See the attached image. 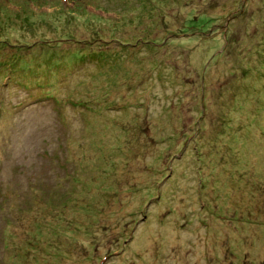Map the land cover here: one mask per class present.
Wrapping results in <instances>:
<instances>
[{"label":"rangeland","instance_id":"rangeland-1","mask_svg":"<svg viewBox=\"0 0 264 264\" xmlns=\"http://www.w3.org/2000/svg\"><path fill=\"white\" fill-rule=\"evenodd\" d=\"M33 1L0 0V264H264V0Z\"/></svg>","mask_w":264,"mask_h":264},{"label":"trees","instance_id":"trees-1","mask_svg":"<svg viewBox=\"0 0 264 264\" xmlns=\"http://www.w3.org/2000/svg\"><path fill=\"white\" fill-rule=\"evenodd\" d=\"M7 7H9L8 9H11L9 4L12 3L10 0H7ZM23 1H27L26 3V6L24 7L23 5H20V4H13L12 6V9L11 10H15V16L17 17L16 18V21L19 23V26L20 27H24L27 23L31 22V20L33 19H36L37 17L39 18H43L45 15L47 17H52V13L51 14H43L41 13L40 15H38L36 12H37V8L34 7V5H37L36 3H34L33 0H23ZM65 1H68V0H65ZM73 1V0H72ZM81 1V0H80ZM144 2H149V0H142ZM154 2H156V0H153ZM62 2V0L60 1ZM24 4V3H23ZM75 5V2L73 1V6ZM151 5V4H150ZM18 7V9L15 8ZM83 6V7H81ZM153 6V5H151ZM154 7V6H153ZM62 11V10H61ZM91 11H93L91 13ZM65 15L66 18H75L73 15H76L80 18H83V19H93L94 16L96 17H100V23H101V18L103 19H107V20H111V23H115L114 22V19L118 18V16H121V18H123L125 12L124 11H121V10H107L105 9L102 5H100L99 1L98 0H87L86 2H83L78 6H75V10L71 13V16L69 17L65 11H62ZM97 12H100V13H97ZM0 13H2V11L0 10ZM4 14V13H3ZM8 12L5 14V20H8L10 18L9 15H7ZM44 15V16H43ZM11 20V19H10ZM97 18H96V21H98ZM107 23H110L109 21ZM11 25V23H10ZM113 25H116V24H113ZM2 28V27H1ZM6 30L5 29H2V31H0L1 33L2 32H5ZM138 41H141V39L139 38ZM143 44H153L155 45L154 42H151L149 40H143L141 41ZM119 43H121L120 45L121 46H126V47H129V46H132V44L128 41H119ZM12 58V61L9 62V61H6L7 62V65L9 66V72H12V71H15L16 69H14V65H15V62L17 60V56L14 55L11 57ZM62 71H65V67L64 66H61V68L59 69H56V70H52V69H46V67H40L38 69H33L32 71V74L29 75L30 78H27V80H33L35 81L37 87L39 88H48V89H51L53 86H54V83H56L58 81V79L60 80L61 78V75H62ZM2 72L4 73V70H2ZM2 73V74H3ZM8 73V72H7ZM9 74V73H8ZM13 75V74H11ZM16 77L18 79H22V74L18 73L16 75ZM9 80L10 79V76H9ZM23 81L25 79H22ZM22 80H20L18 83H20V87H24V82H21ZM42 83V84H41ZM45 98L49 99V100H52L54 101L55 103H57L58 99L57 97H55L53 94H45L43 95ZM63 103V102H62ZM64 104V103H63ZM79 108L83 109L84 106H80Z\"/></svg>","mask_w":264,"mask_h":264}]
</instances>
